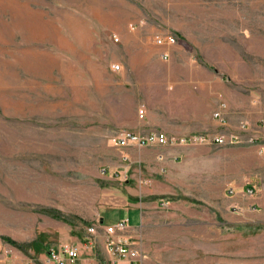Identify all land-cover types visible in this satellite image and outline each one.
Masks as SVG:
<instances>
[{
    "label": "rangeland",
    "instance_id": "1",
    "mask_svg": "<svg viewBox=\"0 0 264 264\" xmlns=\"http://www.w3.org/2000/svg\"><path fill=\"white\" fill-rule=\"evenodd\" d=\"M51 4L55 16L64 6L113 29L101 30L94 85L82 84L73 58L50 77ZM156 34L174 43L156 45ZM139 49L159 71L150 78L184 67L215 81L207 127L168 135L218 134L231 143H110L124 131L115 123L142 119ZM261 147L264 0H0V256L15 251L40 264L59 244L80 256L92 243L88 227L102 235L105 218L133 212L126 234L138 264H264V215L245 207L250 194L241 192L264 173Z\"/></svg>",
    "mask_w": 264,
    "mask_h": 264
},
{
    "label": "crops",
    "instance_id": "2",
    "mask_svg": "<svg viewBox=\"0 0 264 264\" xmlns=\"http://www.w3.org/2000/svg\"><path fill=\"white\" fill-rule=\"evenodd\" d=\"M54 5H50V77L54 75V69L71 68V59H77L78 66L86 74L82 84H95L97 82L96 70L101 69V57L104 44L100 40L102 29L106 28V34L112 33L111 27L96 21L90 25L88 21L72 17V11L64 6L57 7L61 12L58 16L54 14ZM55 18V19H54ZM119 31L120 42L127 46L129 32ZM109 36V35H108ZM118 42L117 36H112ZM113 39V38H112ZM108 42L110 39L108 38ZM138 61L143 67L141 74L147 77L142 80L143 86V116L137 121L117 122L114 124L116 130H130L137 133L149 131H162L166 134H184L199 131L207 127L208 112L214 104L213 87L215 81L212 75L205 69L179 68L166 69L163 74L150 67L149 52L139 49ZM119 70V69H118ZM52 82V81H51ZM86 88L85 90H88ZM145 115V116H144ZM252 189L245 207H250L264 215V173H260L254 179V186H245L241 192ZM127 218V228L135 225L136 216L133 212L120 213L116 216L105 218V222L115 223L118 220ZM109 225V224H106ZM128 229H126L127 231ZM91 244L96 242V232L93 236L88 233ZM102 240V238H101ZM91 244H86V252L78 256V264H102L106 263L111 256L106 253L104 246L99 253L92 250ZM103 245V242H102ZM26 257L10 251L9 255L0 256V264H24ZM36 264V263H32ZM40 264H55L48 262L45 256L41 257ZM117 264H129L124 259H119Z\"/></svg>",
    "mask_w": 264,
    "mask_h": 264
},
{
    "label": "built area",
    "instance_id": "3",
    "mask_svg": "<svg viewBox=\"0 0 264 264\" xmlns=\"http://www.w3.org/2000/svg\"><path fill=\"white\" fill-rule=\"evenodd\" d=\"M116 40L115 38L113 39ZM156 45H170L174 43V37L170 34H156L153 37ZM163 58L167 57L166 53L162 54ZM111 70L116 71L119 69L117 64L110 66ZM143 111L138 110V117L142 118ZM213 116H219V111H214ZM211 141L215 144L221 145L226 142H232L231 137L225 138L222 135H168L162 131H149L146 133H137L130 130H124L119 134L110 137V143L118 149L126 146H147V145H175L186 144L193 142ZM264 151V148L261 147ZM246 194H251L252 189L245 191ZM126 219L118 220L113 224L104 225L102 228V242L106 253L111 258L104 264H117L119 259L126 260L129 264H138L137 257L138 251L134 242L126 234L127 229ZM87 232L90 235L95 234L94 227H88ZM0 247L1 244H0ZM2 248H0L1 250ZM5 250V249H4ZM9 251H5L7 254ZM45 259L48 262L55 264H78L79 251L76 246L59 244L57 246H49L44 253ZM136 262V263H135ZM30 258H26L24 264H32Z\"/></svg>",
    "mask_w": 264,
    "mask_h": 264
},
{
    "label": "trees",
    "instance_id": "4",
    "mask_svg": "<svg viewBox=\"0 0 264 264\" xmlns=\"http://www.w3.org/2000/svg\"><path fill=\"white\" fill-rule=\"evenodd\" d=\"M8 242H10V243H11V241H10V240H8Z\"/></svg>",
    "mask_w": 264,
    "mask_h": 264
}]
</instances>
